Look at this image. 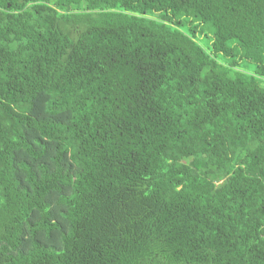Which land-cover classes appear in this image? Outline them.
Returning a JSON list of instances; mask_svg holds the SVG:
<instances>
[{"label": "trees", "instance_id": "1", "mask_svg": "<svg viewBox=\"0 0 264 264\" xmlns=\"http://www.w3.org/2000/svg\"><path fill=\"white\" fill-rule=\"evenodd\" d=\"M0 264H264V0H0Z\"/></svg>", "mask_w": 264, "mask_h": 264}]
</instances>
